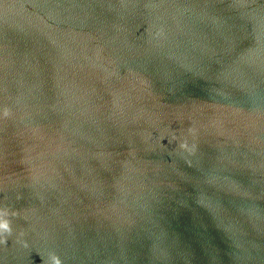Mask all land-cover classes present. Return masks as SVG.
I'll use <instances>...</instances> for the list:
<instances>
[{
  "label": "water",
  "instance_id": "water-1",
  "mask_svg": "<svg viewBox=\"0 0 264 264\" xmlns=\"http://www.w3.org/2000/svg\"><path fill=\"white\" fill-rule=\"evenodd\" d=\"M0 264H264V0H0Z\"/></svg>",
  "mask_w": 264,
  "mask_h": 264
}]
</instances>
